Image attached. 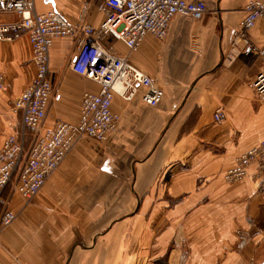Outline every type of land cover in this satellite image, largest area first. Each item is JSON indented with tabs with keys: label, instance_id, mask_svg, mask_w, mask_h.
Masks as SVG:
<instances>
[{
	"label": "crops",
	"instance_id": "1",
	"mask_svg": "<svg viewBox=\"0 0 264 264\" xmlns=\"http://www.w3.org/2000/svg\"><path fill=\"white\" fill-rule=\"evenodd\" d=\"M103 0H33L36 12L53 10L76 29L49 50L54 94L44 127L76 122L84 92L99 85L73 71L81 27L98 26ZM195 1V0H190ZM201 20L176 14L164 38L146 35L134 51L104 37L162 90L155 106L115 95L116 130L103 141L82 137L23 200L8 188L0 201L16 212L0 227V264H264V190L257 163L244 175L225 172L247 149L264 141V103L251 81L264 57L245 54L234 37L249 0H202ZM0 14V21L16 19ZM264 50V16L247 32ZM26 35L0 40V146L7 135L25 138L15 98L35 76ZM217 108L224 111L215 122ZM8 193V194H7ZM249 236L236 248L238 231Z\"/></svg>",
	"mask_w": 264,
	"mask_h": 264
},
{
	"label": "built area",
	"instance_id": "2",
	"mask_svg": "<svg viewBox=\"0 0 264 264\" xmlns=\"http://www.w3.org/2000/svg\"><path fill=\"white\" fill-rule=\"evenodd\" d=\"M97 8L104 18L96 27H81L82 36L69 66L95 81L99 89L82 94L76 122L56 120L51 126L44 127L46 111L54 94L49 75V50L55 39L72 36L76 29L56 11L36 12L33 0H0V14L17 16L9 22L0 21V40L26 35L35 65V76L12 106L13 111L20 114L23 128L33 132L32 139L27 148L16 134L7 135L2 142L0 201L7 188L23 200H31L79 139L86 136L103 141L114 132L119 119L111 109L115 95L130 101L140 90L141 101L149 106L157 105L162 99L163 90L147 74L133 65L127 56L120 55L112 44L107 47L101 44L104 37L120 41L128 51H134L148 34L164 38L174 15L201 20L207 13L202 0H103ZM243 10L244 16L234 37L241 41L243 53L264 57V50L252 46L247 35L255 21L264 16V0H249ZM251 87L264 103V68L255 75ZM0 89H6L2 73ZM224 117L221 108L213 113L215 122H221ZM262 151L264 142L259 148L240 155L224 177L239 179L245 168L256 162L259 186L264 190V152L262 159L256 161L257 153ZM15 217L16 212L5 206L0 215V227L9 225ZM239 237L245 241L243 233L239 232Z\"/></svg>",
	"mask_w": 264,
	"mask_h": 264
},
{
	"label": "bare ground",
	"instance_id": "3",
	"mask_svg": "<svg viewBox=\"0 0 264 264\" xmlns=\"http://www.w3.org/2000/svg\"><path fill=\"white\" fill-rule=\"evenodd\" d=\"M98 91V90H97ZM96 91V92H97ZM262 142H264V141H262ZM262 142H260V144H258L257 146H254V147H251V148H249V149H247L245 152H243L241 155H243V154H245L248 150H250V149H252V148H259L260 146H261V143ZM264 151H262V152H260V153H257V157H256V161H258V160H260V159H262V153H263ZM54 171V170H53ZM1 213H2V211H1ZM1 215V214H0ZM239 232H241V233H243L244 234V236H245V241H243L242 242V240L244 239L243 237H239V239H238V234H237V242H236V248L237 249H241L245 244H246V242H247V240H248V238H249V236L248 235H246L247 233L246 232H244V231H242V230H239L238 231V233ZM246 233V234H245Z\"/></svg>",
	"mask_w": 264,
	"mask_h": 264
},
{
	"label": "rangeland",
	"instance_id": "4",
	"mask_svg": "<svg viewBox=\"0 0 264 264\" xmlns=\"http://www.w3.org/2000/svg\"><path fill=\"white\" fill-rule=\"evenodd\" d=\"M32 134H33V132H31V130H26L25 131V133H24V136H25V138L23 139V145H24V147L25 148H27L28 147V145H29V143H30V141H31V139H32ZM226 180H231V181H235V180H237V179H229V178H225ZM11 193V191L9 192V194ZM4 194V193H3ZM8 194V193H7ZM5 196L3 195V198H4Z\"/></svg>",
	"mask_w": 264,
	"mask_h": 264
}]
</instances>
